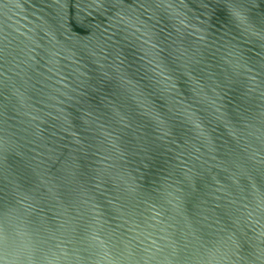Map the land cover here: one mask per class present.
<instances>
[{"label":"water","instance_id":"obj_1","mask_svg":"<svg viewBox=\"0 0 264 264\" xmlns=\"http://www.w3.org/2000/svg\"><path fill=\"white\" fill-rule=\"evenodd\" d=\"M0 264H264V0H0Z\"/></svg>","mask_w":264,"mask_h":264}]
</instances>
